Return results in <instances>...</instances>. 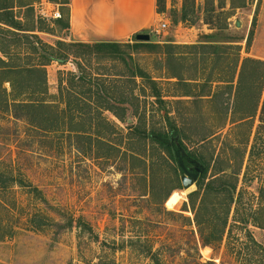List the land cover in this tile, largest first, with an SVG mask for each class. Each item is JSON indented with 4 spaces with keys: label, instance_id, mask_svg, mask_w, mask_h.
<instances>
[{
    "label": "rangeland",
    "instance_id": "obj_1",
    "mask_svg": "<svg viewBox=\"0 0 264 264\" xmlns=\"http://www.w3.org/2000/svg\"><path fill=\"white\" fill-rule=\"evenodd\" d=\"M63 2L30 0L47 31L28 34L51 45L73 41L68 39L70 6ZM230 2L187 0L188 20L182 21L184 0H166L165 12L140 33L149 35L145 43L159 47H135L133 38L124 41L130 44L124 47L133 58L130 66L157 81L162 101L152 97L156 90L150 82L129 77L123 60H83L90 73L110 75L105 83L124 121L105 111L106 121L87 119L77 126L79 132L62 124L59 131L37 132L24 118L0 110V264H155L150 250L163 264H264V198L259 192L264 188V151L256 154L247 177H240L243 203L239 212L232 207L223 240L204 246L188 197L197 184L185 189L183 172L167 163L168 154L150 139L146 145L141 140L144 132L169 131L171 122L182 130L186 148L195 152L199 137L222 122L218 99L212 98L220 70L198 44H232L242 59L264 60V0H246L244 7L233 9ZM28 10H15L23 25H31ZM57 10L61 18L56 19ZM161 22L168 27L158 31ZM167 44L174 46L173 59ZM70 58L64 65L54 61L47 66L49 94L59 104L56 115L65 108L59 79L65 82L63 73L77 70ZM229 71L227 67L226 78ZM173 73L181 74V81ZM92 122H98V130L93 131ZM258 123L257 117L255 127ZM98 132L105 141H96ZM245 133V128L237 131L240 138ZM177 184L182 189L167 199ZM217 208L219 213L222 207ZM249 234L261 248L249 243Z\"/></svg>",
    "mask_w": 264,
    "mask_h": 264
},
{
    "label": "trees",
    "instance_id": "obj_2",
    "mask_svg": "<svg viewBox=\"0 0 264 264\" xmlns=\"http://www.w3.org/2000/svg\"><path fill=\"white\" fill-rule=\"evenodd\" d=\"M63 3L69 5L70 1L64 0ZM230 4L232 9L241 8L246 5V0L240 3L231 0ZM17 6L24 7V9L29 8L25 16L26 19H30L31 25H23L17 20L15 12ZM219 8L225 9V6H219ZM165 10L166 0H157L158 13L165 12ZM181 17L182 21L188 20L187 0H184ZM41 21L40 17L34 13L30 0H24V2L0 0V110L11 112L15 118H24L37 132L59 131L61 124L64 127L68 126L70 132H79L81 130L77 126L79 127L87 119L106 121L105 111L112 112L119 120L124 121L123 114L117 111V107L111 102L113 92L105 83L110 75L90 73L83 64V60L89 61L94 56L123 60L129 67V77L133 78L135 83L137 78L150 82V86L156 90L152 97L162 101L163 96L157 90V81L139 66L136 65L135 68L130 66L129 60L133 61V58L124 50L125 45L130 44L122 41L89 43L58 40L55 45H51L35 33L28 34L47 31ZM133 41L135 47L143 45L150 48L159 47V44L140 41L137 36L133 37ZM198 45L206 50L203 54L211 57L215 67L220 70L216 80L219 85L218 90L214 92L212 98L218 99V113L222 122L215 129L209 128L199 137L200 150L195 152L186 148L181 136L182 130L171 122H169V131L144 132L141 140L146 145V141L150 139L153 146L157 145L161 152H166L168 156L164 158L173 168L177 165V170L183 172L180 165L181 159L188 170L199 174L196 180L198 188L189 193L188 197L202 244L213 246L223 240L234 204L236 212H239L243 203L244 190H238L241 175L243 174L244 179L247 177L256 154L264 151V60L253 57L242 59L238 46L232 44L200 43ZM198 45L192 47L197 48ZM166 47L169 59H173L174 46L167 44ZM70 57L74 59L77 70L60 72V75L63 73L68 79L65 82L59 79L60 97L65 108L61 115H58V112L56 115L59 104L56 101L57 97L54 99L49 94L47 66L54 61L64 65L69 59L71 60ZM227 67L231 72L229 71V77L226 78L225 69ZM172 78L181 81L182 75L173 73ZM130 95L138 100L133 92ZM205 96H210V94H205ZM123 97L129 99L128 96L123 95ZM257 117L259 123L255 127ZM73 123L76 124L73 125ZM97 124L98 122H92L93 131L99 129L100 125ZM242 128L246 129V133L243 138H240L237 131ZM97 135L96 141H105L100 132ZM131 157L143 160L142 156L132 154ZM143 162L147 163L146 160ZM150 163L153 167L154 158ZM244 167L246 170L243 172ZM208 174L210 178H207ZM175 189H182L181 184H177L169 192L167 199ZM259 192L264 198V188H260ZM218 204L222 207L221 213H218ZM256 219L253 217L254 222ZM248 221H250L248 218H242V222L247 223ZM260 227L264 228V224ZM248 236L251 245L260 247V244L250 234ZM255 247L253 251L256 253ZM149 252L155 264H163L157 252L152 250Z\"/></svg>",
    "mask_w": 264,
    "mask_h": 264
},
{
    "label": "crops",
    "instance_id": "obj_3",
    "mask_svg": "<svg viewBox=\"0 0 264 264\" xmlns=\"http://www.w3.org/2000/svg\"><path fill=\"white\" fill-rule=\"evenodd\" d=\"M69 40L128 41L154 22L157 0H70Z\"/></svg>",
    "mask_w": 264,
    "mask_h": 264
},
{
    "label": "water",
    "instance_id": "obj_4",
    "mask_svg": "<svg viewBox=\"0 0 264 264\" xmlns=\"http://www.w3.org/2000/svg\"><path fill=\"white\" fill-rule=\"evenodd\" d=\"M137 39L140 41L141 40L148 41L150 37L147 34H138ZM180 165L183 170V175L181 177L182 184L185 189H188L196 183V180L199 177V174L188 170L181 159H180Z\"/></svg>",
    "mask_w": 264,
    "mask_h": 264
},
{
    "label": "built area",
    "instance_id": "obj_5",
    "mask_svg": "<svg viewBox=\"0 0 264 264\" xmlns=\"http://www.w3.org/2000/svg\"><path fill=\"white\" fill-rule=\"evenodd\" d=\"M53 17L54 18H61V13H60V11H56L54 14H53ZM168 27V23L167 22H161V24H160V26H159V28H158V31H160V30H163V29H166Z\"/></svg>",
    "mask_w": 264,
    "mask_h": 264
}]
</instances>
